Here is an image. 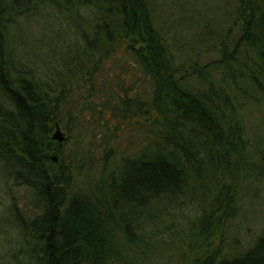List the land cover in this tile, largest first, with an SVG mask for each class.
<instances>
[{
  "label": "trees",
  "instance_id": "obj_1",
  "mask_svg": "<svg viewBox=\"0 0 264 264\" xmlns=\"http://www.w3.org/2000/svg\"><path fill=\"white\" fill-rule=\"evenodd\" d=\"M218 1L230 24L219 49L189 55L174 51L149 0H0L12 264H158L165 238L182 264H264V237L224 256L239 193L258 177L246 119L264 106V0ZM44 10L65 20L41 23L66 34L27 65L11 41Z\"/></svg>",
  "mask_w": 264,
  "mask_h": 264
},
{
  "label": "rangeland",
  "instance_id": "obj_2",
  "mask_svg": "<svg viewBox=\"0 0 264 264\" xmlns=\"http://www.w3.org/2000/svg\"><path fill=\"white\" fill-rule=\"evenodd\" d=\"M156 10V16L160 25H163L165 34L173 45L174 51L181 53L189 52L194 49H202L206 53L209 46L216 45L219 49L221 38L225 34L226 27L229 26L228 18L225 21L224 9L220 7L218 0H149ZM229 1V0H228ZM229 10L232 1H229ZM227 8V9H228ZM52 13V17H47ZM81 18L85 31L90 29V16L82 12ZM64 21L65 18L51 10H44L38 16V22H25L21 26L19 33L11 41L14 57L28 65V61L36 54L41 42L54 37L58 30L65 35V25L50 22L46 25L41 22L49 20ZM79 20V19H77ZM166 20V21H165ZM40 21V22H39ZM56 23V24H55ZM66 37V36H65ZM79 38L75 32L69 30L66 39L68 43ZM198 50L194 53H198ZM202 62L212 58L202 55ZM257 105V104H256ZM247 130L253 153H257L254 172L258 176L253 182H247L244 189L239 193L237 216L229 224L227 241L225 243L224 256L232 259L249 250L256 241L264 237V163L259 164V159L264 158V106L257 105L252 107L247 114ZM56 132V131H55ZM64 137L65 133L63 132ZM66 138V137H65ZM57 142V141H56ZM59 143V142H58ZM13 186L12 182H6L0 175V264H12V248L15 246L14 234L6 232L11 199L7 192ZM195 205V204H193ZM190 204L182 205L180 212L188 217L198 213L197 206ZM8 230H10L8 228ZM165 242H169L167 238ZM217 245L219 243L216 240ZM162 242L156 250L158 264H182L173 255L171 248L166 247Z\"/></svg>",
  "mask_w": 264,
  "mask_h": 264
},
{
  "label": "water",
  "instance_id": "obj_3",
  "mask_svg": "<svg viewBox=\"0 0 264 264\" xmlns=\"http://www.w3.org/2000/svg\"><path fill=\"white\" fill-rule=\"evenodd\" d=\"M53 140H54V141H57V142H59V143H62V142H64V140H65L64 134H63V132L60 130L59 127L56 128V132H55L54 135H53ZM53 161H54V163H56V162H57V159L54 158Z\"/></svg>",
  "mask_w": 264,
  "mask_h": 264
}]
</instances>
